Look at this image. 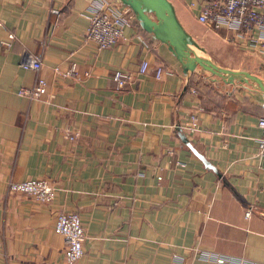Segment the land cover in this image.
Returning a JSON list of instances; mask_svg holds the SVG:
<instances>
[{
  "label": "crops",
  "instance_id": "obj_1",
  "mask_svg": "<svg viewBox=\"0 0 264 264\" xmlns=\"http://www.w3.org/2000/svg\"><path fill=\"white\" fill-rule=\"evenodd\" d=\"M167 1L201 48L192 46L197 55L264 83V52L199 23L203 0ZM91 2L0 0V264H68L53 231L61 211L76 212L85 230L83 256L72 264H171L173 256L212 264L197 250L264 264V157L257 155L264 93L199 66L184 72L128 7L122 38L98 49L84 40ZM23 50L41 54L47 94L40 101L16 94L36 76L19 66ZM143 60L149 65L139 74ZM72 64L75 76L54 72ZM115 71L134 79L119 90ZM193 112L199 130L182 132L216 171L178 136ZM71 131L79 137L69 140ZM29 178L56 186L51 203L7 192L9 181Z\"/></svg>",
  "mask_w": 264,
  "mask_h": 264
},
{
  "label": "built area",
  "instance_id": "obj_2",
  "mask_svg": "<svg viewBox=\"0 0 264 264\" xmlns=\"http://www.w3.org/2000/svg\"><path fill=\"white\" fill-rule=\"evenodd\" d=\"M193 5V4H191ZM58 14V10L51 9ZM89 21L84 32V40L93 42L98 49L112 47L123 36V29L129 24L131 16L129 9L120 0H92L89 6ZM196 20L213 30H226L231 33L227 40L243 45L250 50L264 52V0H203L197 13ZM148 62L143 60L138 67V73H144ZM19 66L36 73L31 86L21 87L16 91L20 97L32 101H40L47 94V82L38 75L42 66L40 53L28 50L21 52ZM54 72L65 77L77 75L75 64L68 69ZM157 78L159 76L157 75ZM132 74L115 71L112 80L119 90L125 89L132 81ZM178 127L187 133L199 130V117L196 112L189 114ZM260 135L257 138V155L264 157V115L257 119ZM78 131L68 133L69 140L79 137ZM56 186L43 178H29L23 181H9L7 192L22 194L31 197L34 201L43 204L52 202ZM252 209L246 208L244 216L249 218ZM54 233L64 239V259L68 264L79 260L84 253L83 242L86 238L81 219L76 212H58L54 219ZM196 258L212 264H262L245 258L225 256L206 250H197ZM171 264H184L179 256H173Z\"/></svg>",
  "mask_w": 264,
  "mask_h": 264
},
{
  "label": "water",
  "instance_id": "obj_3",
  "mask_svg": "<svg viewBox=\"0 0 264 264\" xmlns=\"http://www.w3.org/2000/svg\"><path fill=\"white\" fill-rule=\"evenodd\" d=\"M120 2L132 11L135 20L143 30L167 44L169 50L182 64L184 72H191L196 66H199L229 83L235 80L254 82L256 87L264 93V83L258 76L243 70L226 71L212 61L197 55L192 46L198 49L201 48L182 28L175 16L173 7L167 0H120ZM177 130L180 140L203 162L204 166L216 171L210 162L195 150L182 130L179 127H177Z\"/></svg>",
  "mask_w": 264,
  "mask_h": 264
},
{
  "label": "rangeland",
  "instance_id": "obj_4",
  "mask_svg": "<svg viewBox=\"0 0 264 264\" xmlns=\"http://www.w3.org/2000/svg\"><path fill=\"white\" fill-rule=\"evenodd\" d=\"M206 72H207L206 74H207L208 76H210V77L213 76L210 72H208V71H206ZM255 73H256V72H255ZM257 73L260 75V72H257ZM263 74H264V73H263ZM214 78H216V76H215ZM263 78H264V77H263Z\"/></svg>",
  "mask_w": 264,
  "mask_h": 264
}]
</instances>
